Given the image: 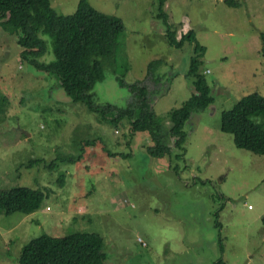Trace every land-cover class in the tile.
<instances>
[{
	"label": "rangeland",
	"instance_id": "rangeland-1",
	"mask_svg": "<svg viewBox=\"0 0 264 264\" xmlns=\"http://www.w3.org/2000/svg\"><path fill=\"white\" fill-rule=\"evenodd\" d=\"M79 2L50 5L72 15ZM89 2L125 26L112 70L106 68V80L91 93L94 105L112 106L109 116L116 118L117 108L134 100L120 80L144 83L162 126L158 136L173 154L153 157L150 135H133L127 120L115 128L86 105L73 104L53 78L22 60L16 37L0 27V190L28 186L47 193L32 214L0 213V264H19L23 248L44 233L74 232L101 234L106 264H214L220 258L264 264V154L237 147L221 132L223 112L248 95L264 97V0H234L236 8L226 0H167L164 10L178 38L192 31L207 49L200 73L215 100L185 125L180 160L172 115L195 95L189 77L195 45L169 44L157 19L162 0ZM44 38L48 51L41 62L49 64L54 56ZM155 60L167 62L158 71L163 82L148 77Z\"/></svg>",
	"mask_w": 264,
	"mask_h": 264
},
{
	"label": "trees",
	"instance_id": "trees-1",
	"mask_svg": "<svg viewBox=\"0 0 264 264\" xmlns=\"http://www.w3.org/2000/svg\"><path fill=\"white\" fill-rule=\"evenodd\" d=\"M166 2L167 0H162L157 19L166 26L169 44L177 49L187 42L195 45L189 69L195 95L172 115V135L180 139L177 146L182 152L176 154V158L180 160L185 152V125L191 121L194 113L208 110L215 104V100L211 97L205 74L200 73L202 58L207 49L199 43L192 31L182 35V39L178 38V29L170 22V16L164 10ZM226 4L233 8L238 6L234 0H226ZM0 27L16 37L23 49L22 60L53 78L73 104L86 105L92 113L100 114L104 121L115 128L120 127L123 120H127L133 135H150L155 144L148 148L150 155L158 158L172 156L173 149L163 143L164 137L158 136V127L162 126L158 124L150 108L151 95L144 83L127 84L120 80L122 86L127 85L134 100L132 105L117 108L116 118L109 116L114 111L112 106L102 109L94 105L91 93L97 84L106 80V68L109 66L112 70L119 38L125 30L120 18L98 11L89 0H80L72 15L57 14L51 7L50 0H0ZM44 37H49L54 56L49 64L41 62L48 51V43ZM261 38L264 58V33ZM166 65L165 60L153 61L149 66L148 77L152 76L154 80L163 82L167 78L158 71ZM206 73L210 71L207 70ZM221 132L232 136L237 147L264 154V97L259 94L248 95L232 110L223 112ZM93 144L94 142H84V145ZM83 151L82 147L81 152ZM60 160L73 161L67 157H61ZM48 166L50 169L55 167V161L52 160ZM46 197L45 191L28 186L1 189L0 213L7 216L17 212L32 214L40 210ZM262 225L264 230V216ZM106 246L105 238L98 233L74 232L61 237L44 233L23 248L19 264H106ZM221 249L220 243V251ZM214 264L225 263L220 258Z\"/></svg>",
	"mask_w": 264,
	"mask_h": 264
}]
</instances>
